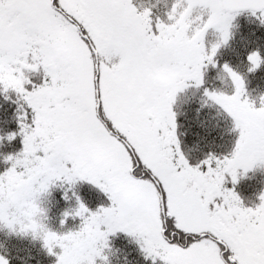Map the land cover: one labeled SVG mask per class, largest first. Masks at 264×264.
Returning <instances> with one entry per match:
<instances>
[{
	"label": "snow or ice",
	"instance_id": "1",
	"mask_svg": "<svg viewBox=\"0 0 264 264\" xmlns=\"http://www.w3.org/2000/svg\"><path fill=\"white\" fill-rule=\"evenodd\" d=\"M245 11L264 24V0H175L168 24H153L132 0H0V86L27 107L20 132L7 136H22V151L0 174V226L31 233L49 255L59 248L57 264H107L117 233L152 264H264V195L244 207L224 187L226 177L235 185L240 170L264 166V99L259 108L244 99L243 77L223 66L234 94L205 96L232 118L238 138L230 158L203 161L206 171L181 153L173 112L188 82L202 86L203 69L216 67ZM209 29L219 34L210 52ZM247 59L249 72L264 65L258 51ZM41 70L37 86L29 74ZM57 181H86L110 206L91 212L77 197L79 230L57 234L39 205Z\"/></svg>",
	"mask_w": 264,
	"mask_h": 264
},
{
	"label": "trees",
	"instance_id": "2",
	"mask_svg": "<svg viewBox=\"0 0 264 264\" xmlns=\"http://www.w3.org/2000/svg\"><path fill=\"white\" fill-rule=\"evenodd\" d=\"M259 17L260 14L254 16L251 12L238 15L232 21L231 38L218 49L214 57L216 67L208 65L203 69L202 86L195 91L187 88L181 91L182 103L174 109L176 136L181 153L192 167L202 166L203 161L210 157L230 158L234 149L237 135L231 129L232 118L219 105L204 102L205 90L234 94L232 82L223 71L225 64L243 77L246 90L243 98L256 108L261 107V100L264 99V65L249 72L251 65L247 59L249 54L257 51L264 56V24ZM152 21L153 24L157 22ZM29 76L37 86L43 83L42 70ZM25 110L24 101L15 92H4L0 86V138H3L0 139V174L10 167V163H5V158L22 151V136L17 135L12 142L7 140V136L20 132L19 118ZM28 111L30 122L31 112ZM201 170L206 171V168L202 166ZM261 178L258 175L253 179H238L235 185L228 178L229 186L225 184L224 187L234 190L244 207H253L259 202L260 195L264 194V184L257 182ZM77 197L91 212L110 206L107 196L86 181H78L75 185L57 181L42 196L45 206L43 222L49 230L57 234L79 230L82 221L74 217L78 208ZM66 212L69 213L67 217L64 215ZM54 252L59 255L61 250L57 248ZM56 255H49L43 241L34 239L31 233H13L0 226V256H4L9 264H57ZM103 255L108 256L109 264H152L151 259L144 258L135 239L124 233L109 237V248L104 250ZM99 262L97 260V264Z\"/></svg>",
	"mask_w": 264,
	"mask_h": 264
},
{
	"label": "rangeland",
	"instance_id": "3",
	"mask_svg": "<svg viewBox=\"0 0 264 264\" xmlns=\"http://www.w3.org/2000/svg\"><path fill=\"white\" fill-rule=\"evenodd\" d=\"M174 2H175V0H132L133 6L136 7L138 12H143L145 9H149L151 11V19L152 20H157V21L163 22L165 24L170 23V21L168 20V13L171 11V7H172V4ZM194 15H195V13H194ZM218 41H219V34L214 29H209L205 35V38H204L205 49L207 51H209L213 45L218 43ZM188 83H189L190 87H187V89L192 90V91H195L197 89V87L194 85V82H188ZM232 86H233V84H232ZM233 88H234V86H233ZM217 92H222V91H217ZM182 95H183V93H181V92H179L177 94L175 103L173 105V112H174V109L176 107L181 105ZM204 102L209 103L212 101H210L208 99V97L206 96L204 99ZM212 103L214 104V102H212ZM231 129H232V132H234L238 138V132L234 129V121L231 124ZM258 175L262 176V178L257 179V182L264 184V166L254 167L253 169L249 170L246 173H244L243 170H240V174L238 176V179H242V178L253 179V178H256ZM228 178H230V177H226V183H225L226 185H228ZM228 186H227V189L232 190V189L228 188ZM262 195H264V194H262ZM259 204H260V199H259L258 203L254 204V206H258ZM39 205L43 210H45L44 201H43L42 197L39 201ZM18 232L19 231H17V233ZM99 264H103V262L100 261ZM107 264H109L108 261H107Z\"/></svg>",
	"mask_w": 264,
	"mask_h": 264
},
{
	"label": "clouds",
	"instance_id": "4",
	"mask_svg": "<svg viewBox=\"0 0 264 264\" xmlns=\"http://www.w3.org/2000/svg\"><path fill=\"white\" fill-rule=\"evenodd\" d=\"M37 227H39V223H37V225H36Z\"/></svg>",
	"mask_w": 264,
	"mask_h": 264
},
{
	"label": "water",
	"instance_id": "5",
	"mask_svg": "<svg viewBox=\"0 0 264 264\" xmlns=\"http://www.w3.org/2000/svg\"><path fill=\"white\" fill-rule=\"evenodd\" d=\"M245 12H249V11H245ZM245 12H242V13H245Z\"/></svg>",
	"mask_w": 264,
	"mask_h": 264
}]
</instances>
